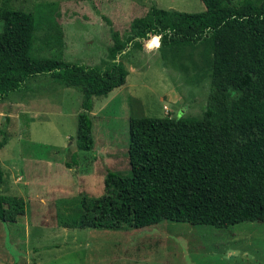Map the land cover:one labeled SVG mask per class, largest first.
<instances>
[{
    "label": "rangeland",
    "instance_id": "374dc122",
    "mask_svg": "<svg viewBox=\"0 0 264 264\" xmlns=\"http://www.w3.org/2000/svg\"><path fill=\"white\" fill-rule=\"evenodd\" d=\"M8 1L34 16L32 55L86 64L108 61L112 31L125 43L133 19L153 3L185 12L205 9L201 0ZM143 46L129 43L123 51L129 77L142 75L119 101L132 116L201 117L210 90L212 36L184 53L174 46L157 50L155 42ZM26 83L0 101V129L7 134L0 148V193L25 201V213L16 221L0 220V264H264V221L223 228L173 220L143 228L66 227L83 193H103L107 167L128 173V118L109 108L93 137L95 150H80L75 136L81 93L50 75ZM237 95L232 92L231 98Z\"/></svg>",
    "mask_w": 264,
    "mask_h": 264
},
{
    "label": "trees",
    "instance_id": "16d2710c",
    "mask_svg": "<svg viewBox=\"0 0 264 264\" xmlns=\"http://www.w3.org/2000/svg\"><path fill=\"white\" fill-rule=\"evenodd\" d=\"M201 1L205 9L199 12L153 3L133 19L125 43L112 31L108 61L86 64L32 55L34 16L0 0V101L38 75L76 88L81 101L75 144L84 151L94 146V99L125 82L129 43L141 48L155 42L184 53L212 36L210 90L201 117L131 116L128 173L107 167L103 193H83L66 227L143 228L173 220L223 228L264 221V0ZM0 134L1 148L7 134ZM2 181L0 163V186ZM24 213L23 198L0 193V220L14 222Z\"/></svg>",
    "mask_w": 264,
    "mask_h": 264
},
{
    "label": "crops",
    "instance_id": "0c3cea01",
    "mask_svg": "<svg viewBox=\"0 0 264 264\" xmlns=\"http://www.w3.org/2000/svg\"><path fill=\"white\" fill-rule=\"evenodd\" d=\"M158 42H159V40H158ZM161 48L162 47H160L159 44L156 47L157 50H160ZM126 68L128 70V74L126 76V79H125L124 84H122L121 86H119V87L111 90L106 96L96 97L94 99V105H93V109L91 111V116H92V120H93V126H92V135H93V137H95V132H97L98 127L99 126L100 127H103V125H104V119L106 117V114H107L109 108H111V110H113V108H119V109H121L124 112V115H123L124 119L128 118V120H129V118L132 115H134L132 113L131 109L129 108V106L127 105V103H125L124 100L119 101L118 98L121 97L122 94H123V96H126L127 94L129 96L131 94V92H132V87L137 82V81H135V79L138 78V75H142V74L140 72L138 75H136L134 77V79H132V78L129 77V75H130V69H129L128 65H126ZM66 88H69L70 89L72 87H66ZM117 100H118V102H116ZM140 107H141V105H140ZM141 111H142L141 109H138V110H136V113H138V112L140 113ZM138 116H146V115L144 113H142V114H139ZM97 119L100 121V123H98V120ZM104 141L105 142H107V141L112 142V139L111 138L108 139L106 137L104 139ZM99 144H101V143H99ZM95 148H96V141L94 139V146H93V148L91 150H95Z\"/></svg>",
    "mask_w": 264,
    "mask_h": 264
},
{
    "label": "water",
    "instance_id": "95a60500",
    "mask_svg": "<svg viewBox=\"0 0 264 264\" xmlns=\"http://www.w3.org/2000/svg\"><path fill=\"white\" fill-rule=\"evenodd\" d=\"M143 46V45H142ZM144 47V46H143ZM144 48H146V49H149V48H147V47H144Z\"/></svg>",
    "mask_w": 264,
    "mask_h": 264
},
{
    "label": "built area",
    "instance_id": "2783aa9c",
    "mask_svg": "<svg viewBox=\"0 0 264 264\" xmlns=\"http://www.w3.org/2000/svg\"><path fill=\"white\" fill-rule=\"evenodd\" d=\"M158 39H159V36H158ZM145 41V40H144Z\"/></svg>",
    "mask_w": 264,
    "mask_h": 264
}]
</instances>
